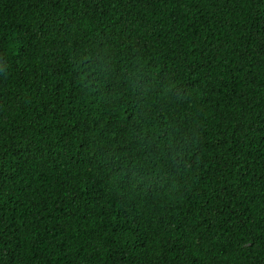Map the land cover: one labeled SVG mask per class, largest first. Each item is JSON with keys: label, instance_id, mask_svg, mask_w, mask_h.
<instances>
[{"label": "trees", "instance_id": "obj_1", "mask_svg": "<svg viewBox=\"0 0 264 264\" xmlns=\"http://www.w3.org/2000/svg\"><path fill=\"white\" fill-rule=\"evenodd\" d=\"M0 264H264V0H0Z\"/></svg>", "mask_w": 264, "mask_h": 264}]
</instances>
